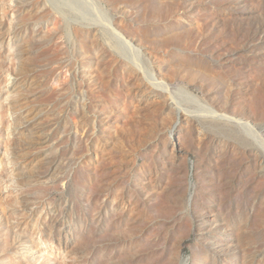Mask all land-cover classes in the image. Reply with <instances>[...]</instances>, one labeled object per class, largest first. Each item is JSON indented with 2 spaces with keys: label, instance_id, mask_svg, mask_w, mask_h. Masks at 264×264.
Instances as JSON below:
<instances>
[{
  "label": "rangeland",
  "instance_id": "1",
  "mask_svg": "<svg viewBox=\"0 0 264 264\" xmlns=\"http://www.w3.org/2000/svg\"><path fill=\"white\" fill-rule=\"evenodd\" d=\"M0 264H264V0H0Z\"/></svg>",
  "mask_w": 264,
  "mask_h": 264
},
{
  "label": "bare ground",
  "instance_id": "2",
  "mask_svg": "<svg viewBox=\"0 0 264 264\" xmlns=\"http://www.w3.org/2000/svg\"><path fill=\"white\" fill-rule=\"evenodd\" d=\"M86 1V0H85ZM119 47V46H118ZM133 55V54H132ZM134 63V62H133ZM159 87V86H158ZM215 113V112H214ZM233 118V117H232ZM250 134H252V133H250Z\"/></svg>",
  "mask_w": 264,
  "mask_h": 264
}]
</instances>
